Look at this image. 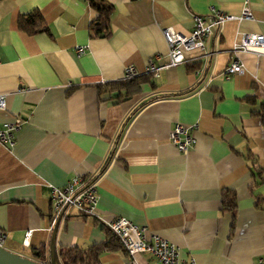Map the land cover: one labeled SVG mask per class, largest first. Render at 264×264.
Returning a JSON list of instances; mask_svg holds the SVG:
<instances>
[{"label":"crops","instance_id":"0c3cea01","mask_svg":"<svg viewBox=\"0 0 264 264\" xmlns=\"http://www.w3.org/2000/svg\"><path fill=\"white\" fill-rule=\"evenodd\" d=\"M111 33L90 37L89 0H0V126L20 116L13 146L0 142V230L3 246L29 256L44 245L49 260L52 186L84 175L97 186L98 217L71 209L55 238L88 247L108 238L103 227L125 216L197 264L264 262V55L243 52V73L225 77L242 32L264 33V0H247L252 19H229L205 40L208 58L162 67L129 99L98 94L96 83L124 79L125 67L147 73L150 58L168 61L163 29L188 33L193 15H238L246 0H109ZM39 9L50 33L18 28ZM84 46L83 52L77 47ZM199 62L194 70L187 63ZM153 84L155 86H153ZM77 86L70 91V87ZM176 122L196 124L187 152L169 138ZM256 166L262 169L256 176ZM237 195L236 216L222 210V191ZM107 226V225H106ZM28 230L32 233L26 242ZM139 264H162L153 254ZM102 264H131L124 249L104 250Z\"/></svg>","mask_w":264,"mask_h":264},{"label":"built area","instance_id":"2783aa9c","mask_svg":"<svg viewBox=\"0 0 264 264\" xmlns=\"http://www.w3.org/2000/svg\"><path fill=\"white\" fill-rule=\"evenodd\" d=\"M252 19L253 12L246 0L238 15L229 14L221 10H215L212 14L205 16L201 14L193 15V25L188 33L178 32L172 27L163 29L164 36L168 42V61L165 64L157 65L156 57L150 58L147 72L158 75L162 67L176 65L188 60L187 54L201 52L197 58H208L211 53L205 50L206 38L218 29L229 19ZM77 51L83 52L84 46H78ZM243 52H251L257 55H264V33L242 32L239 39L232 48V59L224 69L225 77L243 73L245 66L240 59ZM139 75L134 65L125 67L124 79ZM0 108H6L5 94H0ZM24 120L20 116H15L11 120L4 121L0 126V142L13 146L16 142V131L22 126ZM196 124H185L176 122L169 132V138L176 147L187 152L194 145L196 138L193 131ZM97 186L94 181L89 180L84 175H75L64 186H52L51 192V215L52 226L59 216H65L71 209H76L85 216L98 217L96 210ZM109 227L121 240L126 251L132 256L131 264H139L135 255L141 252L153 254L162 264H197L191 260H182L178 253V248L166 238L151 233L148 234L147 227L132 222L125 216H113L105 220ZM32 230H28L25 236L27 242ZM5 240L4 231L0 230V244ZM257 264H264L259 260Z\"/></svg>","mask_w":264,"mask_h":264},{"label":"trees","instance_id":"16d2710c","mask_svg":"<svg viewBox=\"0 0 264 264\" xmlns=\"http://www.w3.org/2000/svg\"><path fill=\"white\" fill-rule=\"evenodd\" d=\"M90 5L96 10L95 18L89 24L90 37H107L111 33V16L114 11V5L109 0H89ZM18 28L28 34L38 32L50 33L49 26L43 14L39 9H33L27 13H21L17 20ZM199 62L187 63L188 70H194L199 67ZM152 73L147 72L132 78L106 81L96 83L98 94L109 93L110 98L116 103L129 99L134 92L140 90V86L144 82H148L152 78ZM153 86H155L153 84ZM77 86L70 87V91L76 89ZM264 122V102L256 111ZM255 175L261 176L262 169L260 166L254 168ZM256 204L264 209V196H256ZM237 195L234 189L225 188L222 191V210L230 211L233 219L236 216ZM52 219V215H51ZM108 238L102 243H93L88 247H80L78 245H62L59 247L58 255L62 264H102L100 255L104 250H120L124 246L118 236L106 225L103 226ZM32 258L42 262H48L47 251L44 245L30 249Z\"/></svg>","mask_w":264,"mask_h":264},{"label":"water","instance_id":"95a60500","mask_svg":"<svg viewBox=\"0 0 264 264\" xmlns=\"http://www.w3.org/2000/svg\"><path fill=\"white\" fill-rule=\"evenodd\" d=\"M61 218L62 216L57 218L53 227L48 262H42L19 252L12 251L0 244V264H62L55 244L56 232Z\"/></svg>","mask_w":264,"mask_h":264}]
</instances>
